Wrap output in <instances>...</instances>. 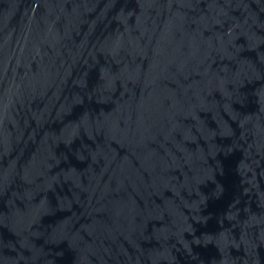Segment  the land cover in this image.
Here are the masks:
<instances>
[{
  "label": "water",
  "instance_id": "obj_1",
  "mask_svg": "<svg viewBox=\"0 0 264 264\" xmlns=\"http://www.w3.org/2000/svg\"><path fill=\"white\" fill-rule=\"evenodd\" d=\"M0 264H264V0H0Z\"/></svg>",
  "mask_w": 264,
  "mask_h": 264
}]
</instances>
